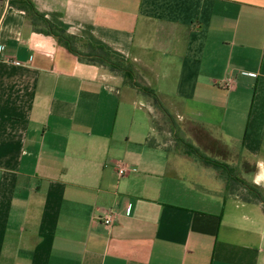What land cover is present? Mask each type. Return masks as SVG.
Here are the masks:
<instances>
[{
    "label": "crops",
    "instance_id": "crops-1",
    "mask_svg": "<svg viewBox=\"0 0 264 264\" xmlns=\"http://www.w3.org/2000/svg\"><path fill=\"white\" fill-rule=\"evenodd\" d=\"M31 1L231 172L157 139L120 71L0 0V264H264V0Z\"/></svg>",
    "mask_w": 264,
    "mask_h": 264
},
{
    "label": "trees",
    "instance_id": "trees-1",
    "mask_svg": "<svg viewBox=\"0 0 264 264\" xmlns=\"http://www.w3.org/2000/svg\"><path fill=\"white\" fill-rule=\"evenodd\" d=\"M9 4L15 8L23 10L26 16L31 20V24L36 30L56 36L61 45H63L71 53L81 58L83 57V59L87 61L100 63L106 65L112 70L120 71L125 79L128 80L130 85L136 87L145 96L151 99L155 107H157L166 116H169V118H171L170 114H168V112L160 102V99L155 91L146 85L138 84L134 81V71L131 65H129L123 58L111 53L110 51L104 49L102 46L94 45V51H90L87 53L79 51L74 45L75 36L67 33L63 28L58 27L57 25L50 22L44 16V14L36 9L34 3L31 0H9ZM148 143L152 144L151 141H148ZM186 147L187 149H185V151L187 153L196 156L205 164L211 165L217 169H221L225 173L230 174L231 167L228 164L208 157L192 143H186ZM250 192L253 197L260 201L264 206V197L261 196L254 188H250Z\"/></svg>",
    "mask_w": 264,
    "mask_h": 264
},
{
    "label": "rangeland",
    "instance_id": "rangeland-1",
    "mask_svg": "<svg viewBox=\"0 0 264 264\" xmlns=\"http://www.w3.org/2000/svg\"><path fill=\"white\" fill-rule=\"evenodd\" d=\"M75 47H79V43L74 41ZM135 82L140 84L138 81L139 78L134 76ZM127 83L128 80L125 79ZM155 128L158 131L157 132V139L161 141L168 142V140H171V143L168 145H171L172 147H179L181 149H187L186 143H190L191 141L183 136L182 133L179 134V132H176V134L173 133V130L176 128L177 123L174 122L169 116H166L164 113L162 114H157L155 118ZM174 141V142H173ZM198 148V147H197ZM199 149V148H198ZM200 150V149H199ZM201 151V150H200ZM202 152V151H201ZM251 168V166H249ZM245 181V180H243ZM261 196L264 197V183L259 182L258 184H253L252 186ZM249 195H252L251 192H249ZM253 196V195H252Z\"/></svg>",
    "mask_w": 264,
    "mask_h": 264
},
{
    "label": "built area",
    "instance_id": "built-area-1",
    "mask_svg": "<svg viewBox=\"0 0 264 264\" xmlns=\"http://www.w3.org/2000/svg\"><path fill=\"white\" fill-rule=\"evenodd\" d=\"M13 63H17V61L13 60ZM117 172H118L119 176H123V175H125V173L127 172V169H126L125 166L120 165L119 168H118V171H117ZM102 220H103V223H104L105 225H110V224H112V222H113V211H112V210L107 211V212L103 215Z\"/></svg>",
    "mask_w": 264,
    "mask_h": 264
}]
</instances>
